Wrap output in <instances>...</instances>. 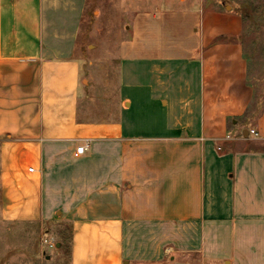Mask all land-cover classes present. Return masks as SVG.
I'll list each match as a JSON object with an SVG mask.
<instances>
[{
	"label": "crops",
	"instance_id": "1",
	"mask_svg": "<svg viewBox=\"0 0 264 264\" xmlns=\"http://www.w3.org/2000/svg\"><path fill=\"white\" fill-rule=\"evenodd\" d=\"M51 2L0 0L2 217L66 224L69 264H264V95L241 15L198 0L195 53L122 63V107L98 118ZM144 105L150 134L128 117Z\"/></svg>",
	"mask_w": 264,
	"mask_h": 264
},
{
	"label": "rangeland",
	"instance_id": "2",
	"mask_svg": "<svg viewBox=\"0 0 264 264\" xmlns=\"http://www.w3.org/2000/svg\"><path fill=\"white\" fill-rule=\"evenodd\" d=\"M60 1L64 6L61 10L70 12L69 19L63 17L61 22L76 27L75 55L84 71L83 86L94 117L110 116L122 107V63L132 69L134 57L152 55L180 60L195 53L192 48L197 37L193 28L198 27V0ZM203 2L209 8H231L241 15L240 42L248 61L249 80L264 95V0ZM51 4L60 5L57 0ZM144 107L133 106L128 117L135 124V133L150 134L159 128L155 122L159 118L151 117L148 106ZM68 248L66 224L49 227L32 220L6 221L0 191V264H69Z\"/></svg>",
	"mask_w": 264,
	"mask_h": 264
},
{
	"label": "built area",
	"instance_id": "3",
	"mask_svg": "<svg viewBox=\"0 0 264 264\" xmlns=\"http://www.w3.org/2000/svg\"><path fill=\"white\" fill-rule=\"evenodd\" d=\"M249 134H251V135H253V136H257L258 135V133L254 130V129H250L249 130ZM88 140H86L83 144H81L80 146H78L77 148H76V153L77 154H83L86 150H87V147H88ZM29 170L30 171H32L33 169L32 168H29ZM44 243H47L48 245H49V247H53V243L52 242H50V241H46L45 239H44V241H43Z\"/></svg>",
	"mask_w": 264,
	"mask_h": 264
}]
</instances>
